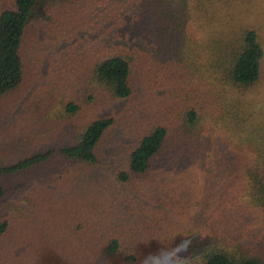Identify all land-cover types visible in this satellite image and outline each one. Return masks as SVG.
Returning <instances> with one entry per match:
<instances>
[{
    "label": "trees",
    "instance_id": "trees-1",
    "mask_svg": "<svg viewBox=\"0 0 264 264\" xmlns=\"http://www.w3.org/2000/svg\"><path fill=\"white\" fill-rule=\"evenodd\" d=\"M41 1L0 0V107L27 77L28 30ZM78 1L49 0V4L63 13ZM122 2V9L116 7L110 14V38L86 57L92 70L81 98L64 101V110L53 122L59 129L64 121L73 124L86 114L82 130L63 145L13 161L1 158L0 179L17 176L55 156L93 167L102 164L101 146L117 117H93L88 112L146 95L161 104L146 115L128 167L118 172V179L134 191L149 187L146 194L159 196L156 203L162 206L135 208L133 214L143 211L140 225L137 232H125L133 247L123 252L126 243L115 235L107 252L120 253L132 264L140 260L139 254L148 257L180 244L185 230L195 226L206 234L197 236L196 244L189 240L187 247L181 245L182 255L197 247L199 264H264V235L250 242L230 240L202 220L213 194L211 181L221 175L215 159L216 137L221 136L238 150L251 149L233 161L235 180L245 209L264 230V111L257 112L250 95L264 68L259 30L236 0ZM138 39L142 45H136ZM177 184L188 189L176 193L172 186ZM4 193L1 184L0 196ZM183 197L189 199L187 209ZM11 225V219L0 216V237Z\"/></svg>",
    "mask_w": 264,
    "mask_h": 264
},
{
    "label": "rangeland",
    "instance_id": "rangeland-1",
    "mask_svg": "<svg viewBox=\"0 0 264 264\" xmlns=\"http://www.w3.org/2000/svg\"><path fill=\"white\" fill-rule=\"evenodd\" d=\"M236 2L250 15L264 46V0ZM123 5L122 0H79L62 13L51 8L49 0L41 1L28 30L27 77L0 107V159L13 161L63 145L82 130L86 114L73 124L64 121L59 129L53 122L57 123L56 115L64 110V101L81 98L91 76L86 57L110 38V14ZM136 42L142 45L139 39ZM250 95L257 112H263L264 68ZM159 104L146 95H137L88 112L93 117H117L101 146L100 165L55 156L17 176L0 179L5 187L0 196V216L12 220L9 231L0 237V264H130L120 253L107 252L110 238L123 237V252L133 247L125 232H137L144 208L159 209L162 205L156 203L159 196L146 194L149 187L134 191L118 179V172L128 167L129 154L147 123L146 115ZM216 142L215 159L221 175L211 181L213 194L202 220L230 240L250 242L264 235V230L243 205L233 161L237 154L251 149L238 150L224 143L221 136ZM172 187L176 193L188 189L180 184ZM182 201L187 209L189 199L183 197ZM135 208L143 211L133 214ZM139 255L140 260L132 264H145L146 257Z\"/></svg>",
    "mask_w": 264,
    "mask_h": 264
},
{
    "label": "clouds",
    "instance_id": "clouds-1",
    "mask_svg": "<svg viewBox=\"0 0 264 264\" xmlns=\"http://www.w3.org/2000/svg\"><path fill=\"white\" fill-rule=\"evenodd\" d=\"M206 232L198 227L189 226L183 233L184 240L174 247L170 246L161 249L158 252L145 258V264H199L200 252L197 247H193L191 251L181 254L183 247H187V241L198 243L197 236L203 237ZM183 245V247L181 246Z\"/></svg>",
    "mask_w": 264,
    "mask_h": 264
}]
</instances>
